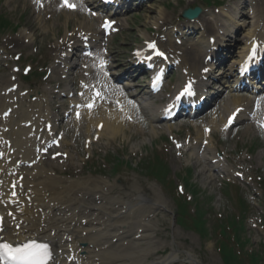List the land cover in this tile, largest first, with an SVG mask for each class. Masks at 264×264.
Listing matches in <instances>:
<instances>
[{
  "label": "bare ground",
  "instance_id": "6f19581e",
  "mask_svg": "<svg viewBox=\"0 0 264 264\" xmlns=\"http://www.w3.org/2000/svg\"><path fill=\"white\" fill-rule=\"evenodd\" d=\"M251 1H254V0H251ZM255 1H257V3L258 2L261 3V5L264 6V0H255ZM256 8H257V11H256ZM256 8H255V11L258 14V19H260L261 14L259 12L263 11L264 7L262 9H258V7H256ZM81 25H84V24H81ZM86 30H88V29H86ZM188 62H190V61L185 59L184 65H188ZM189 69H190L189 72L196 73L198 71V66L196 63L195 64L190 63ZM237 103H240V100H237V101L233 100L230 103L228 102L223 107V109H225V110H224L222 115L229 113L230 108H231L230 106L235 105ZM94 113H95V111H92L88 115L87 122L93 126H95L97 123L102 122L104 125L103 129L110 130L114 135L117 134L118 130L122 126H124V124H125L124 119L119 118L116 114H113L110 111L106 112L102 115L99 114L98 118H94ZM150 114H151L152 119L157 118L155 112L152 113L150 111ZM215 123H217L216 120L215 119L212 120L211 124L213 125ZM4 176H5V174L2 175V179H4L3 178ZM42 183L45 184V181H42ZM49 183H51V184H48V187H43V188H47V189H45L42 192L43 196L46 197V195H47V197L49 198V201H51L53 198V199H56V201L63 202L62 204L66 203L65 205L70 204V205H75L78 207V203H80V202L76 201L77 199L75 196L72 195V193H75L76 190H78L79 188H82L83 185H85L84 182H81V181L68 182L67 181L66 183H64L63 187L60 185V183H57V182L55 183L53 180H49ZM95 183H97V184H95V188L93 191H95V190L100 191V188L97 185H98V183L104 185V183H100V182H95ZM6 191H7V188H6V184L4 183L3 185L0 186V196L2 198L5 197ZM76 193L79 194L80 192H76ZM93 197H94V194H93ZM42 203H44V202H42L38 196H33V198H32V204L33 205H36V204L41 205ZM98 211H99V213H95L94 211L92 212V217H91L92 220L90 219L92 227L90 229H88L89 232L85 238L80 237V234H81L80 232L77 234V229H74V231H73L74 235L75 234L78 235V239H77L78 243H82L83 241H85L87 243V248H85L82 252H84V254L87 253V255L89 253L93 254L90 256V258L98 257L99 261H101V264H107L108 262H112L113 264H114V262L116 264H127L125 262L126 260H128V263H130V264H143L144 257L142 256V254L146 255V256L150 255L149 249H147L150 244H147V243H146L147 247L142 248V247H140V244H138V242L131 240L129 243L130 248L128 249V251H126L124 254H122L120 256V258H118L117 256L114 255L113 247H110L107 250L101 251V248L105 244L108 243V239L104 243L99 242L101 238H104L103 237L104 235L102 233L106 232L107 234L110 233L112 235L113 231L112 232L110 231V227L111 226L114 227V219H113L112 213L107 210L106 205L100 206ZM35 214L36 213L34 211H33V213H30V211L28 209H25L23 212V215L18 216L16 219V224L21 226L20 231H18V232L14 231V233H13L14 235L7 236V239H11L15 236H16L15 238H17V239L35 236V237H39L41 239L48 238L52 241L55 240L56 237L51 239L47 235V231L45 229H42L40 231V233H39L38 229L33 230L34 225L36 224V222L33 221ZM104 218H106L105 219L106 223L103 221ZM75 222L81 223L80 220H76ZM109 224H111V225L109 226ZM98 225L102 226V227H106V230L103 231L100 228L96 227ZM51 229L52 228H50L49 231ZM125 229H127V228H125ZM93 232H98V233H96L94 235ZM110 238L112 239V236H110ZM144 238L145 237H143L141 239H144ZM61 240H62L61 237H59V239H57V244H58L57 250H59V251H61V253H63L64 252V250H63L64 246L61 245ZM89 246H92V251H94V252L88 251ZM97 248L99 249L100 252L98 251L95 253V249H97ZM177 255H178L177 252L175 250H173V247H172V252L167 257L162 258L160 260H153L152 262L147 263V264H174L176 262V260L178 259ZM191 258H193V257L186 254V258H184L181 261V263L185 262V263L190 264Z\"/></svg>",
  "mask_w": 264,
  "mask_h": 264
},
{
  "label": "rangeland",
  "instance_id": "374dc122",
  "mask_svg": "<svg viewBox=\"0 0 264 264\" xmlns=\"http://www.w3.org/2000/svg\"><path fill=\"white\" fill-rule=\"evenodd\" d=\"M177 1L178 0H162V1H159L156 5L152 6V8L157 9L158 6H162L164 4L167 6L168 3H176ZM22 4H23L22 0H16V2H13L10 4H6V0H0V14L1 15L5 14L4 17H6L9 20V22L12 23V25H15L16 23L27 25L28 28L32 29L36 33V36L38 37V43H40V41L42 40H43V43L48 42L51 38L45 36L46 32L40 30L39 25L36 23L33 14L29 10L26 12ZM181 5L177 7H181ZM151 12H153L151 9H147L146 12H143V14L139 16L138 21H140V23L137 25L134 22L133 28L138 30L143 25L147 27L149 25V23L147 22L150 21L151 19L154 20L153 17L155 15H153V13ZM22 14H24L23 17H20ZM149 15H152V16H149ZM6 34L7 32L4 33V35ZM130 39H133V38L130 37ZM122 53H123V50L118 51V54H122ZM149 138L151 137L149 136ZM252 143L260 144L259 140L255 136H252ZM138 145H139V142H136V140L131 143V147L132 146L137 147ZM228 147L232 148V144H230ZM198 170L199 169L196 168V171L194 172L193 176H194V179L199 182L201 181V178L200 176H197L199 175ZM64 179H67V177H65ZM115 180H117V183L120 182V184H117V186L121 187L125 191H127L125 189V186L128 187L131 185L137 188L140 187V185H142L150 189H154V190L159 189L157 188L158 185H156L154 182H147L144 178H140L138 176H135V180L131 181L132 180L131 176H128L127 174H124V173L123 175H120L119 177L116 176L114 178V181ZM121 180H122V183H121ZM210 187L212 191L214 186L210 185ZM132 191L133 189L131 188L129 192L132 193ZM134 193L135 192H133V194ZM212 193L215 195L216 198L221 200V197L219 196L216 189ZM216 198L213 201L212 212L210 213V216L212 218H214L215 216H219V214H223L224 211H227L231 207L234 209V206L232 203L225 201V200L216 201ZM159 224H160V234L158 237L159 240L154 241V245L156 249H163L165 247H168L166 245L170 244V242L173 239L174 242L177 243L181 247L182 250L192 251L196 255V257L200 259V262H202V264H221L218 253L216 252L215 240L213 239L201 240L193 232L185 231L180 228L179 229L176 228L175 230L170 228V230H168V227L170 226V224H168L167 221L165 222L160 221ZM245 226L247 227L248 236L250 237V248L257 250L259 248L258 247L259 233L251 231L247 222Z\"/></svg>",
  "mask_w": 264,
  "mask_h": 264
},
{
  "label": "snow or ice",
  "instance_id": "6c2138e0",
  "mask_svg": "<svg viewBox=\"0 0 264 264\" xmlns=\"http://www.w3.org/2000/svg\"><path fill=\"white\" fill-rule=\"evenodd\" d=\"M64 6L69 8H75L74 4L68 3V0H64ZM103 27H109V22L105 21ZM149 47L154 48V44H150ZM157 55H163V53H157ZM104 62L101 61V67ZM207 71V69H205ZM188 94L190 92V84L186 86L181 95ZM179 98V97H177ZM239 111V109L237 110ZM231 122V117L229 118ZM0 262L2 264H47L50 258V251L47 244H38L35 241L13 246L12 243L0 237Z\"/></svg>",
  "mask_w": 264,
  "mask_h": 264
}]
</instances>
